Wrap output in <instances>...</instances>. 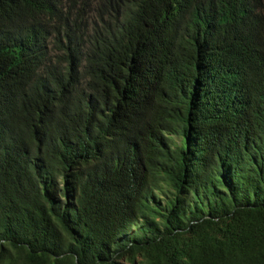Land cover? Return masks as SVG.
<instances>
[{"label": "trees", "instance_id": "trees-1", "mask_svg": "<svg viewBox=\"0 0 264 264\" xmlns=\"http://www.w3.org/2000/svg\"><path fill=\"white\" fill-rule=\"evenodd\" d=\"M0 264H264V0H0Z\"/></svg>", "mask_w": 264, "mask_h": 264}]
</instances>
